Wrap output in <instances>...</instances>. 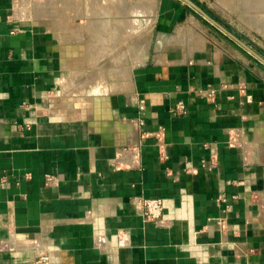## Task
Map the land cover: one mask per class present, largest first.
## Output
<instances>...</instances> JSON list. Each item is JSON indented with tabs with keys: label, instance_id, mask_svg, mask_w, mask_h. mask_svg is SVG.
Listing matches in <instances>:
<instances>
[{
	"label": "crops",
	"instance_id": "obj_1",
	"mask_svg": "<svg viewBox=\"0 0 264 264\" xmlns=\"http://www.w3.org/2000/svg\"><path fill=\"white\" fill-rule=\"evenodd\" d=\"M192 1L0 0V264H264V44Z\"/></svg>",
	"mask_w": 264,
	"mask_h": 264
},
{
	"label": "rangeland",
	"instance_id": "obj_2",
	"mask_svg": "<svg viewBox=\"0 0 264 264\" xmlns=\"http://www.w3.org/2000/svg\"><path fill=\"white\" fill-rule=\"evenodd\" d=\"M202 3L208 8L212 6L215 12L221 17L232 20L236 26L247 29L259 42L264 44V5H261L262 3L250 6L242 0H202ZM223 5H227L226 10L222 7ZM259 25L262 26L260 29Z\"/></svg>",
	"mask_w": 264,
	"mask_h": 264
},
{
	"label": "built area",
	"instance_id": "obj_3",
	"mask_svg": "<svg viewBox=\"0 0 264 264\" xmlns=\"http://www.w3.org/2000/svg\"><path fill=\"white\" fill-rule=\"evenodd\" d=\"M213 94L211 91L210 95ZM142 208V216L145 222H153L157 225H165L164 215V199L162 197H148V196H135L132 200ZM37 264H48V256H41Z\"/></svg>",
	"mask_w": 264,
	"mask_h": 264
},
{
	"label": "water",
	"instance_id": "obj_4",
	"mask_svg": "<svg viewBox=\"0 0 264 264\" xmlns=\"http://www.w3.org/2000/svg\"><path fill=\"white\" fill-rule=\"evenodd\" d=\"M187 2H189L190 4H192V5H194V6H196V7H198L192 0H186ZM199 8V7H198ZM256 62V61H255Z\"/></svg>",
	"mask_w": 264,
	"mask_h": 264
},
{
	"label": "bare ground",
	"instance_id": "obj_5",
	"mask_svg": "<svg viewBox=\"0 0 264 264\" xmlns=\"http://www.w3.org/2000/svg\"><path fill=\"white\" fill-rule=\"evenodd\" d=\"M261 1H263L264 2V0H261ZM263 4V3H262Z\"/></svg>",
	"mask_w": 264,
	"mask_h": 264
}]
</instances>
